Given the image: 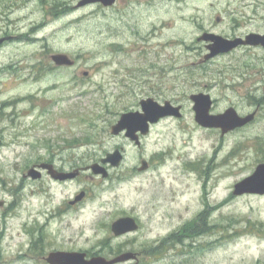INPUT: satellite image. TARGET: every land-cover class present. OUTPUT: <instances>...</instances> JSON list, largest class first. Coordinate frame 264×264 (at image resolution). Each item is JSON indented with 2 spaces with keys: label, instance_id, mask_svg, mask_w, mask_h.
Here are the masks:
<instances>
[{
  "label": "rangeland",
  "instance_id": "rangeland-1",
  "mask_svg": "<svg viewBox=\"0 0 264 264\" xmlns=\"http://www.w3.org/2000/svg\"><path fill=\"white\" fill-rule=\"evenodd\" d=\"M80 1L0 0V38L15 37L0 47V264L126 251L140 264H264V196L232 195L264 163V49L200 64L208 51L197 41L264 35V0ZM55 53L74 66L55 67ZM196 93L210 95L214 114L256 117L221 137L195 123ZM145 98L182 105V118L153 126L140 147L112 136ZM120 148L107 178H23L40 163L83 168ZM142 160L153 165L138 172ZM83 189L87 201L66 209ZM123 216L139 230L116 238L110 225Z\"/></svg>",
  "mask_w": 264,
  "mask_h": 264
},
{
  "label": "water",
  "instance_id": "water-1",
  "mask_svg": "<svg viewBox=\"0 0 264 264\" xmlns=\"http://www.w3.org/2000/svg\"><path fill=\"white\" fill-rule=\"evenodd\" d=\"M116 0H81L77 7H84L90 4H101L104 7L114 5ZM10 38L0 39V45ZM200 40L212 42L207 47L209 54L204 59L209 60L219 54L229 53L239 46L261 47L264 49V35L249 34L244 39L236 38L233 40L224 39L213 34H205ZM52 62L56 66H71L73 62L63 54L51 56ZM193 102L194 120L197 125L203 128L220 129L222 135L233 131L237 128H242L254 119V113L246 117H240L235 109L229 108L224 113L218 115L210 114L212 101L209 95L196 94L190 97ZM140 111L124 113L114 126L110 128V133L113 136H118L124 133V136L136 146H140L139 135L146 136L149 133L150 125L157 123L165 117L181 118L180 107H174L170 102H165L163 105L158 104L153 99L148 98L140 102ZM123 160V155L120 150L114 153L107 154L100 160V163H95L89 167V170L94 175L107 177V172L103 167L105 164H110L112 167H119ZM139 171H144L147 168V163L142 161ZM39 169L47 170L48 175L53 180L65 181L74 179L78 176L79 171L70 173L57 172L50 164H41L37 168H31L27 171L24 177H30L37 180L41 177ZM234 196L249 195H264V164L258 165L251 175L244 178L234 186ZM83 194L78 196L75 201H79ZM2 206V203H0ZM138 229V224L131 217H123L114 221L111 224L110 230L115 237H120L127 233L135 232ZM135 255L132 253H123L113 259L107 260L104 257L96 256L86 259V254L79 252H55L49 254L45 259L47 264H118L134 260Z\"/></svg>",
  "mask_w": 264,
  "mask_h": 264
},
{
  "label": "flooded vegetation",
  "instance_id": "flooded-vegetation-1",
  "mask_svg": "<svg viewBox=\"0 0 264 264\" xmlns=\"http://www.w3.org/2000/svg\"><path fill=\"white\" fill-rule=\"evenodd\" d=\"M245 36V35H244ZM244 36H238V37H244ZM237 37V36H236ZM3 38V37H2ZM232 38H235V37H232ZM5 43H7V42H5ZM4 43V44H5ZM3 44V45H4ZM2 45V46H3ZM1 46V47H2ZM239 48H244V47H239ZM239 48H237V49H239ZM75 62V61H74ZM73 66H74V64H73ZM73 66H71V67H73ZM56 67V66H55ZM57 68H63V67H57ZM67 68H69V67H67ZM84 74H87L86 72L85 73H83V75ZM207 94V93H206ZM165 102V101H164ZM173 105H177V104H174L173 103ZM180 107H181V112H182V115H183V113H184V108L182 107V105H179ZM212 108H213V102H212ZM138 111V110H137ZM211 113H212V110H211ZM214 114V113H213ZM217 114V113H216ZM168 119H172V118H165V119H162V120H159V122L157 123V124H155V125H153V126H157V125H159L161 122H163V121H165V120H168ZM152 126V127H153ZM151 127V128H152ZM206 130H209V129H206ZM216 131H218V130H216ZM153 164L150 162V163H148V168H150L151 166H152ZM87 167V166H86ZM86 167H78V169L81 171V173L76 177V178H74L73 180H67V181H65V182H61V183H68V182H73V181H78V180H80L82 177L84 178V179H88V178H90V179H92V176H90V175H83V174H86L85 172L87 171V170H85V168ZM74 169H76V168H69L68 170H65V169H63V168H60V169H58L59 171H71V170H74ZM83 194V196H82V198L79 200V201H75V198L77 197V195L78 194ZM89 198V195H88V192L86 191V190H80L78 193H76L75 195H74V197H73V199L72 200H69L68 202H67V204H66V209H76L77 207H79L81 204H83L84 202H86L87 201V199ZM136 221H137V223H139L138 222V220L137 219H135ZM126 236V235H125ZM131 252V251H130ZM85 254H86V257L87 258H91V257H93V256H101L99 253H88V252H84ZM118 252H115V254H113V255H108V257H114L116 254H117ZM133 254H135V256H136V259H135V261H133V262H130V263H132V264H140V254L139 253H136V252H133ZM44 260H45V258H44ZM128 264V263H127Z\"/></svg>",
  "mask_w": 264,
  "mask_h": 264
}]
</instances>
